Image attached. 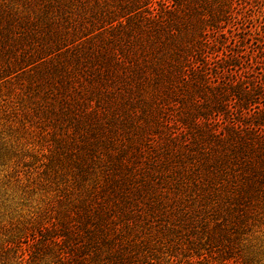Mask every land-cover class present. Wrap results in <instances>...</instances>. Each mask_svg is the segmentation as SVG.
I'll use <instances>...</instances> for the list:
<instances>
[{"label": "trees", "instance_id": "trees-1", "mask_svg": "<svg viewBox=\"0 0 264 264\" xmlns=\"http://www.w3.org/2000/svg\"><path fill=\"white\" fill-rule=\"evenodd\" d=\"M235 10L0 0V264L262 261L264 47L241 63Z\"/></svg>", "mask_w": 264, "mask_h": 264}, {"label": "rangeland", "instance_id": "rangeland-1", "mask_svg": "<svg viewBox=\"0 0 264 264\" xmlns=\"http://www.w3.org/2000/svg\"><path fill=\"white\" fill-rule=\"evenodd\" d=\"M235 8L239 19V33L236 35L239 42L236 44V51L243 50V46H251V48H247L248 56L241 60V63L244 64L247 59L251 58L252 48L256 50L257 47H264V0H235ZM256 26H259L260 33L255 32ZM250 28H252V32L249 31ZM262 55L264 57V53ZM258 62H254V72L250 73V78H255V85H260L261 79L264 78V60L260 59ZM262 241V257H258V260L262 259V261H256L255 264H264V238Z\"/></svg>", "mask_w": 264, "mask_h": 264}]
</instances>
